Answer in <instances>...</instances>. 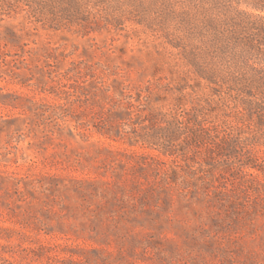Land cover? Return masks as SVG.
Returning a JSON list of instances; mask_svg holds the SVG:
<instances>
[{"label": "rangeland", "instance_id": "obj_1", "mask_svg": "<svg viewBox=\"0 0 264 264\" xmlns=\"http://www.w3.org/2000/svg\"><path fill=\"white\" fill-rule=\"evenodd\" d=\"M5 19L30 51L14 73L0 64V242L19 264H264V151L240 156L258 170L232 157L235 177L218 176L203 156L129 145L82 94L93 79L166 83L183 69L169 47L129 23L81 36Z\"/></svg>", "mask_w": 264, "mask_h": 264}, {"label": "trees", "instance_id": "obj_2", "mask_svg": "<svg viewBox=\"0 0 264 264\" xmlns=\"http://www.w3.org/2000/svg\"><path fill=\"white\" fill-rule=\"evenodd\" d=\"M19 14L22 23L81 36L120 34L127 23L136 26L133 33L150 34L170 48L181 72L144 87L117 79L98 85L93 79L90 93L82 94L114 119L129 145L160 146L185 163L203 156L200 165L218 176L235 177L232 157L240 169L258 170V157L243 165L240 156L264 151V0H0V64H13L12 73L30 51L20 41L21 30L2 22ZM9 46L17 51L10 53ZM166 92L173 96L168 110L154 108V102H165ZM64 93L72 96L70 90ZM230 116L235 126L224 120ZM123 126L131 132L122 133ZM0 250V264H19L9 245L0 242Z\"/></svg>", "mask_w": 264, "mask_h": 264}]
</instances>
